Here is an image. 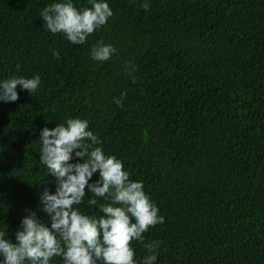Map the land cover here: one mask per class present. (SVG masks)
Returning a JSON list of instances; mask_svg holds the SVG:
<instances>
[{
  "label": "trees",
  "instance_id": "trees-1",
  "mask_svg": "<svg viewBox=\"0 0 264 264\" xmlns=\"http://www.w3.org/2000/svg\"><path fill=\"white\" fill-rule=\"evenodd\" d=\"M0 264H264V0H0Z\"/></svg>",
  "mask_w": 264,
  "mask_h": 264
}]
</instances>
